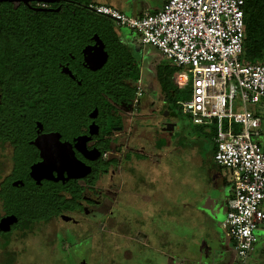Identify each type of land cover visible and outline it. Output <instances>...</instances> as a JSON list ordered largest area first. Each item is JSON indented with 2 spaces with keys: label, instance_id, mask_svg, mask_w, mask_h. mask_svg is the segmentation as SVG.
I'll use <instances>...</instances> for the list:
<instances>
[{
  "label": "flooded vegetation",
  "instance_id": "1",
  "mask_svg": "<svg viewBox=\"0 0 264 264\" xmlns=\"http://www.w3.org/2000/svg\"><path fill=\"white\" fill-rule=\"evenodd\" d=\"M41 5L48 8H57L56 11L74 6L71 0L41 2ZM82 5L85 6L84 3ZM71 18L76 17L71 16ZM75 25L77 26L75 28L77 31L76 37L69 47H51L47 48V51L41 52V54L37 50L30 56L33 63L25 64L26 69L23 71L29 72L31 68L39 70L41 73L39 75L33 70L31 84H28L24 89L25 95L15 96L14 86L9 85L7 80L0 82L1 126L11 128L10 124L15 125V133L24 140L21 145H16L14 143L15 138H8L0 145V149L9 148L7 149L9 154L6 153L2 156L0 153L2 166L5 167L9 163V170L0 175V191L4 195L0 198V218L15 215L14 213H7L4 209V206H10L5 197L9 194L10 187H22L25 184L24 177H10L16 163L15 160H25L28 162L26 179L34 182L39 187L47 188L48 190L43 193V197L51 200V206L59 209L46 221L41 222L39 228L54 226V238L59 239L62 238L59 234L64 232L78 234V237L70 243V247L72 255L77 256L80 254V257L76 259L75 263L72 261L70 264H88L81 241L87 239L89 241L87 244H89L90 238L79 234L73 228L78 223V217L101 216L107 222L106 217L109 216V218H113L110 223L114 221L115 224L125 227V229L119 228V230L122 232L128 231L126 222L125 224L118 223L116 217H114L115 214H113V204L118 195L114 189L116 185H110L106 189L95 186L96 177L100 173L108 172L111 166L119 163L121 159L126 160L125 154H129L133 149L131 145L114 140L113 137L124 130L127 118L132 113L138 114V121L146 120L156 113L164 118L161 127L154 130L155 146L159 139H163L165 144L164 134L169 131L172 132L175 124L172 123L173 111L167 105L164 106L165 108H162L160 104L150 107L141 96L142 93L136 98L133 86L138 80L134 81L132 77L124 79V87L119 92L121 94H116L118 97L116 100L112 101L109 97H105L101 102H97L94 91L98 88L101 89L105 80L104 72L109 67L110 59L109 43L107 38L98 32L94 31L87 34V27L81 25L79 21ZM99 42L103 44L106 58L99 67L94 69L93 66L98 64L97 59L101 52L97 49ZM9 67H13L15 70L21 69L15 63H11ZM73 83L77 86V90L74 89ZM54 85L63 87L62 91L66 92V96L52 94L53 89L51 86ZM19 91L21 94V88H19ZM12 101L16 102L13 107L15 112L14 115H9L11 112L8 111V108L14 104ZM73 102H78L80 105L71 107ZM162 103L165 102L162 101ZM58 104L62 105V110H59ZM118 120L120 124L112 123ZM166 122L172 123L171 128H165ZM109 125H111V128H109ZM90 130L92 131L90 132ZM47 135H51V137ZM55 136L61 144L66 145L68 143L72 147L74 157L81 163V167L77 170L80 175L70 176L64 170L62 176L58 177L57 170L52 168L47 173L48 177L38 175V179H35L29 174L30 165L43 160L41 150L48 154V150L56 148ZM108 138L111 141L110 149L102 151L101 143ZM82 141H84L83 144H81ZM122 144L126 146V150L118 155L115 151L118 150V147H122ZM55 155L56 158L52 159L51 163L53 160L56 161L57 163L54 166L58 167L61 162L57 158V154ZM113 171H115L114 167ZM14 190L20 192L17 189ZM17 200H19V196ZM15 223H17V219L11 223L2 222L0 224V238L4 239L2 232L9 233L7 248L10 251H7V254L13 255L14 263L17 264L18 252L10 245L14 239L19 240L23 236L18 232V228L14 227ZM113 225L112 223L111 226ZM72 255L71 257H73Z\"/></svg>",
  "mask_w": 264,
  "mask_h": 264
},
{
  "label": "built area",
  "instance_id": "2",
  "mask_svg": "<svg viewBox=\"0 0 264 264\" xmlns=\"http://www.w3.org/2000/svg\"><path fill=\"white\" fill-rule=\"evenodd\" d=\"M242 0H163L161 8L129 15L106 4L90 5L116 25L135 30L177 69L178 91L190 95L176 106L195 124L216 126L214 162L228 168L233 190L221 221L243 264L264 221V150L257 138L263 115L249 105L264 101V62H245ZM142 93L137 83L136 98ZM238 125V127H235Z\"/></svg>",
  "mask_w": 264,
  "mask_h": 264
},
{
  "label": "clouds",
  "instance_id": "3",
  "mask_svg": "<svg viewBox=\"0 0 264 264\" xmlns=\"http://www.w3.org/2000/svg\"><path fill=\"white\" fill-rule=\"evenodd\" d=\"M137 113L127 118L126 127L113 137L131 145L143 154L121 159L108 172L96 177L95 186L106 189L116 185L117 199L113 210L117 222L129 225L127 232L118 230L114 224L108 227L101 216L78 217L73 228L90 238L86 246L88 264H142L150 258L155 264H167V257L179 264L185 256H194V250L179 247L180 237L174 225L186 222L194 234L191 243H198L204 235V228L198 213L192 209L183 210L180 216L168 215L172 209L181 211L186 201H196L206 188L202 162L195 147L177 151L173 146L157 148L154 130H158L164 118L156 113L146 120H137ZM142 115V114H141ZM113 167L115 171H113ZM164 209L165 212H161ZM167 231L166 243L160 237ZM145 233V236L139 235ZM46 233L33 231L19 240H13L11 247L18 252L17 264H55L58 259L54 250L45 243ZM186 239V237H185ZM142 246V247H141ZM132 255L125 257L124 251ZM244 254L243 264H253L256 256ZM255 264H262L257 260Z\"/></svg>",
  "mask_w": 264,
  "mask_h": 264
},
{
  "label": "trees",
  "instance_id": "4",
  "mask_svg": "<svg viewBox=\"0 0 264 264\" xmlns=\"http://www.w3.org/2000/svg\"><path fill=\"white\" fill-rule=\"evenodd\" d=\"M71 1L73 2V7L63 8L60 11L34 9L33 7H44L41 5L40 1L34 0L29 1L28 4L22 1H0V82L7 80L9 85L14 86L13 92L15 96L17 95L19 97L26 94L24 89L28 84H31L30 80L32 79L31 74L33 70L39 75L41 73L39 70L31 68L29 72L23 71L26 69L24 67L25 64L33 63L30 56L37 50H39L41 54V52H44L47 48L69 47L76 37L77 31L75 28H77V26L75 24L78 21L81 25L87 27V34L94 31L98 32L106 37L109 43L108 51L110 53V59L108 63L109 67L106 68L104 72L105 80L102 88L95 89L94 91L97 102H101L105 97H109L112 101L116 100L118 98L116 94L121 92L124 87L123 81L125 78L132 77L134 81L139 80L141 65L140 59L134 55L132 50L133 44L131 43L133 42L131 39L133 38H130L125 30V34L122 33L123 27L127 31L133 29L116 25L108 15L98 13L90 6L99 3L93 2L92 0ZM242 1L244 37L243 51L240 54V59L250 63L264 62V0ZM82 3H84L85 6L82 5ZM71 16L77 19L71 18ZM11 63L19 65L21 69L15 70L13 67L10 68L9 66ZM156 79L159 83V92L162 94L166 90L164 87L166 82L164 81L167 79L158 72H156ZM73 85L75 86L74 89L77 90L78 88H76L77 86L75 83H73ZM136 87L137 83L133 86L134 93L136 92ZM19 88H21V94ZM51 88L53 89L52 94L66 96V92L62 91L63 87L54 85L51 86ZM167 94H170L172 100L173 90ZM12 103H14V101H12ZM15 104L16 102L8 108V111L11 112L9 115H14L15 109L13 107ZM71 105V107H74V105L78 106L80 104L78 102H73ZM57 106L59 110H62L61 104ZM254 113L257 114L258 110H255ZM112 123L120 124L119 120L113 121ZM210 126L211 142L209 150L213 158L216 126L213 124ZM10 127L12 129L3 128L0 123V145L8 138H15L14 143L16 145L24 143L21 136L15 133V125L10 124ZM109 128H111V125H109ZM175 136L176 135H174V137ZM110 143L111 141L109 138L103 140L101 143L102 151L110 149ZM163 144V139H159L156 142V146L159 148ZM132 154L137 159L143 158L141 152H132ZM125 158L126 160L130 159L131 153L125 154ZM15 162L10 177H24L23 180L25 184L22 187L18 186L20 188L10 187V192H8L9 194L5 197L10 206H4V209L7 213H14L16 215L17 223L14 224V227L18 228V232L21 236H24L30 232L32 227V232L38 231L40 223L46 221L59 209L58 207L55 209L54 206H51V200L43 197V193L48 190L47 188L39 187L34 182L26 179L28 162L25 160H15ZM18 196L19 200H17ZM2 197H4V195L3 192L0 191V198ZM2 235L4 238L3 240L8 243L9 233L2 232Z\"/></svg>",
  "mask_w": 264,
  "mask_h": 264
},
{
  "label": "crops",
  "instance_id": "5",
  "mask_svg": "<svg viewBox=\"0 0 264 264\" xmlns=\"http://www.w3.org/2000/svg\"><path fill=\"white\" fill-rule=\"evenodd\" d=\"M92 1L99 4L109 5L129 15H139L146 11H155L161 8L163 2V0ZM172 66L174 69L170 74L163 69H159L158 67L156 69L153 68L152 70L148 69V73L153 74V78H156V72L160 73L161 76L166 77V79H168L169 76L172 78V76L177 71L176 67L174 65ZM144 76L141 69L138 82L143 80ZM162 97H164V95H162ZM248 107L253 111L258 110L257 114L263 115L264 101H260L257 105H249ZM173 113L176 112L173 111ZM172 123L175 124L174 135H176V117L174 118L172 116ZM169 133L170 136L173 135V132ZM175 141L177 143V140ZM257 141L260 144V147L264 150V124L262 126V132L257 138ZM134 152L138 151L133 149V153ZM204 173L207 176L204 177L206 188L202 192L200 198L194 202L186 201L183 203L181 205V211L172 209L170 212H167L168 215L180 216L183 210H188L190 212L192 209H194V211L198 213L204 228V235L199 238V242L191 243V240L194 239V234L187 225V218H185V223H176L174 225L176 235L181 238L179 241V247L181 250L184 248H189L190 250L193 249L195 253L194 256L183 257L179 264H240V260L236 256L233 249V241L230 237L229 230L221 224V221L227 210V199L231 196L233 190L232 172L228 168L217 165L214 160H212L210 168H207ZM161 212L163 213L165 210L162 209ZM256 234L257 241L251 249L254 250L256 254L253 264H255L257 260L261 261L260 258L264 257V221L258 225ZM139 235L145 236L146 238L147 234L139 233ZM167 235L168 232L165 231L160 237L162 245L167 242L165 239ZM248 255H252V252L249 251ZM143 264H155V262L148 258L143 261ZM167 264H174V258L171 255L167 257Z\"/></svg>",
  "mask_w": 264,
  "mask_h": 264
},
{
  "label": "rangeland",
  "instance_id": "6",
  "mask_svg": "<svg viewBox=\"0 0 264 264\" xmlns=\"http://www.w3.org/2000/svg\"><path fill=\"white\" fill-rule=\"evenodd\" d=\"M122 29H123L122 33H124L125 30V32H127V35L130 38H133L131 39V41L133 42L131 43L133 44L132 50L134 55L138 59H140V64L142 66L141 67L142 73L143 76L145 75L143 77V80L139 82L143 89L141 96L145 99V102L149 104L150 107H154L155 105L160 104L162 105V108H165L164 106L167 105L169 109L171 110L173 109V111L175 110L176 112L173 113L172 115L174 118L176 117V126H177L176 137H174L175 134L174 129L172 130L173 135L171 136L169 135L170 131L165 133L164 135L166 142L162 147L173 146L177 149V151L195 147L198 152V156L202 162V172L204 174V177H207L204 171L207 168H210L213 160L211 151L209 150L210 142H211V136H210L211 126L195 124L192 122V120L190 119L187 113L182 112L179 108L177 109L176 106L177 105L180 106L182 101L189 97L190 92L188 89L184 91H178L173 83V79L170 76L167 79V81H164L166 82V84H164L166 90L162 94L159 92L158 81L156 78H153V74L148 73V69L152 70L153 68L156 69L158 67L159 69H163L164 71H167L170 74L174 69L172 64H170V61L167 58H165L155 47L149 44H142L139 40L138 33H136L133 30L127 31L124 27ZM168 90L169 92L173 90L172 100L170 94L169 95L167 94L169 93ZM163 94L164 97H162ZM162 101H164L165 103H162ZM235 127H238V125H236ZM175 140H177V143ZM123 146L120 148L118 147V150H116L115 153L121 155L123 152H125L126 146L124 147ZM5 149H0V153L2 156L5 155L6 153L9 154V150H7L9 148H7L6 150ZM133 149L130 152L131 157L133 156L132 155ZM7 164H8L7 166L5 165V167H2V161L0 160L1 174H5L9 170V163ZM115 188L116 186H114V189ZM114 217H116V215H114ZM111 219L113 218H109L108 216L106 217L107 222L104 221L108 227H111L112 223L115 224L114 221L110 223ZM120 223L125 224V222H120ZM55 225L57 226V224ZM115 225L117 226L118 230L119 228L125 229V227H122L119 224H115ZM126 225L127 228H129V225L127 223ZM53 227L50 226L49 228L47 226H45L44 228L41 227L39 228V231L42 233H46L45 243L47 247L49 249L54 250V252L58 256V259L55 261V264H70L72 261L75 263L76 259L80 257V254L77 256L72 255L71 252L72 249L70 247V243L74 241V238L78 237V234L71 232H69L70 234H68V232H64L62 234H59L61 235L60 237L62 238L60 239L57 237L54 238L55 231ZM32 230L33 227L30 229V232H32ZM81 242H82L83 250H85L86 246L88 245L87 242L89 241L87 239H84V241ZM7 251H10L9 248H7V243L0 238V264H15L13 255H11L10 253L7 254ZM123 254L125 257L132 255V253H130L128 250H125ZM71 255L73 257H71ZM69 257L71 258L69 259ZM260 259L262 264H264V257H261Z\"/></svg>",
  "mask_w": 264,
  "mask_h": 264
},
{
  "label": "water",
  "instance_id": "7",
  "mask_svg": "<svg viewBox=\"0 0 264 264\" xmlns=\"http://www.w3.org/2000/svg\"><path fill=\"white\" fill-rule=\"evenodd\" d=\"M0 1H3V0H0ZM6 1H22L24 2L25 4H28L29 1H32V0H6ZM34 1H40V2H57L59 0H34ZM34 9H42V10H56L57 8H47V7H33ZM97 49L98 50H101L100 54H99V57H98V64H96V66H93V68H97L99 67L102 62L105 60L106 58V52L103 51V44L101 42H99V44L97 45ZM172 126V123L171 122H166V129L168 128H171ZM92 130H90L91 132ZM49 137H51V135H47ZM54 140H55V144H56V148L53 149V150H48V154L44 152V150H41V154L43 156V160L38 162V163H34L32 165H30V169H29V174L35 178V179H38V175L39 176H45V177H48L47 176V173H49V171L52 169V168H55L58 172V177H61L62 176V172L64 170L67 171V175H70V176H78L80 174L77 173V170L81 167V163L74 157L73 155V150H72V147L70 146V144H61V142L58 140L57 136L54 137ZM84 140V139H82ZM37 141V139H36ZM34 141V143H36L38 146L39 144ZM84 141L81 142V144H83ZM76 146H78L76 144ZM57 154V158H59L60 160V166H54L55 163H57L56 161L53 160V162L51 163L52 159H55L56 158V155ZM62 164V165H61ZM20 183H22L20 181ZM17 218L15 215H7V216H4V217H1L0 218V224L3 222H13L15 221ZM1 229V228H0Z\"/></svg>",
  "mask_w": 264,
  "mask_h": 264
}]
</instances>
